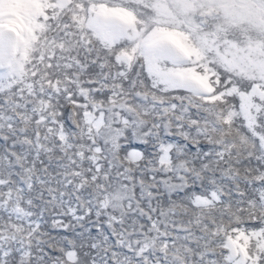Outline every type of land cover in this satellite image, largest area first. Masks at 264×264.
<instances>
[{"label":"snow or ice","instance_id":"obj_1","mask_svg":"<svg viewBox=\"0 0 264 264\" xmlns=\"http://www.w3.org/2000/svg\"><path fill=\"white\" fill-rule=\"evenodd\" d=\"M0 264H264V0H0Z\"/></svg>","mask_w":264,"mask_h":264}]
</instances>
